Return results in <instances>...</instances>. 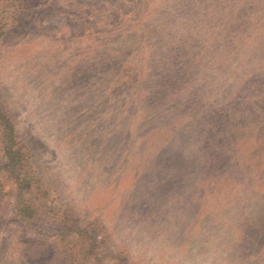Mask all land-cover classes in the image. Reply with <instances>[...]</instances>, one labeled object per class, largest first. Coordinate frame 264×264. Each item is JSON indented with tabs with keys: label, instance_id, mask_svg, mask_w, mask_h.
Instances as JSON below:
<instances>
[{
	"label": "rangeland",
	"instance_id": "374dc122",
	"mask_svg": "<svg viewBox=\"0 0 264 264\" xmlns=\"http://www.w3.org/2000/svg\"><path fill=\"white\" fill-rule=\"evenodd\" d=\"M0 105L40 188L0 173V264H264V0H0ZM3 162L0 146V165Z\"/></svg>",
	"mask_w": 264,
	"mask_h": 264
},
{
	"label": "trees",
	"instance_id": "16d2710c",
	"mask_svg": "<svg viewBox=\"0 0 264 264\" xmlns=\"http://www.w3.org/2000/svg\"><path fill=\"white\" fill-rule=\"evenodd\" d=\"M16 3L19 0H11ZM5 35L4 29L0 37ZM0 146L3 162L0 173L12 183L13 203L11 212L25 225L31 226L37 217L35 202L41 194L40 188L34 189L39 183L31 164L28 148L21 142L16 125L0 105ZM69 221L56 235V249L70 264H112L117 259L100 251L98 238L87 230L76 228ZM121 264V263H116Z\"/></svg>",
	"mask_w": 264,
	"mask_h": 264
}]
</instances>
